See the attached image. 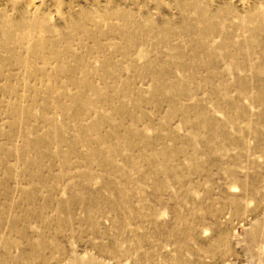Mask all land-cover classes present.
<instances>
[{"label":"rangeland","instance_id":"rangeland-1","mask_svg":"<svg viewBox=\"0 0 264 264\" xmlns=\"http://www.w3.org/2000/svg\"><path fill=\"white\" fill-rule=\"evenodd\" d=\"M0 264H264V0H0Z\"/></svg>","mask_w":264,"mask_h":264}]
</instances>
